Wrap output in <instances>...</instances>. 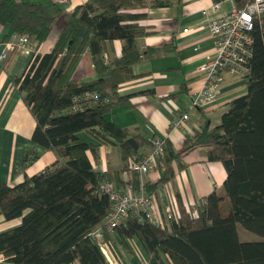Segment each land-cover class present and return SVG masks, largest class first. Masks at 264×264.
Returning <instances> with one entry per match:
<instances>
[{"label": "trees", "instance_id": "obj_1", "mask_svg": "<svg viewBox=\"0 0 264 264\" xmlns=\"http://www.w3.org/2000/svg\"><path fill=\"white\" fill-rule=\"evenodd\" d=\"M166 5L167 0H87L67 16L50 51H35L25 72L15 79L14 86L35 122L31 141L53 152L57 160L40 174L24 176L14 187L0 181V215L7 221L20 220L19 226L0 233V254L7 263L108 264L89 237L103 226L110 211L100 182L117 189L142 186L153 194L173 180V164L184 167L181 155L202 146L208 149L209 162L222 165L226 178L222 190L211 192L197 207L196 217L190 216L176 194L180 218L169 228L128 218L112 233L123 246L136 238L148 264H264V35L258 28L253 32L246 93L228 103L219 126L211 128L206 121L181 152L166 141L155 184H141L135 172H129L127 183L117 172L101 176L87 155L90 152L96 160L97 144L78 138L85 132L98 145L118 144L125 162L139 158V150L152 145L108 117L129 106L132 96H119L117 89L135 78L132 66L156 51L138 49L137 39L149 33L139 24L146 15L135 11ZM52 8L0 0V26H9L17 37L25 36L37 50L50 37L61 13ZM114 41L123 43L120 56L105 62ZM84 50L98 76L89 82L71 77ZM33 160V153H26L21 169ZM237 226L260 240L240 241ZM110 240L114 241L111 233L104 231V241Z\"/></svg>", "mask_w": 264, "mask_h": 264}, {"label": "crops", "instance_id": "obj_2", "mask_svg": "<svg viewBox=\"0 0 264 264\" xmlns=\"http://www.w3.org/2000/svg\"><path fill=\"white\" fill-rule=\"evenodd\" d=\"M16 1L50 5L61 11L50 37L36 50V53L45 54L52 48L73 8L83 5L87 0H66V3H62V0ZM213 2L214 0H167L165 7L135 11L146 15L139 24L149 33L137 39L138 49L145 51L148 48H155L156 51L149 58L132 66L134 79L119 85L117 89L119 96L132 97L129 106L109 115L108 119L111 122L130 131L131 136L142 135L151 141L165 138L175 152H181L186 140H190L206 121L211 128L220 125L221 115L227 110L228 103L246 93V79L225 74L214 103L198 109L189 108L193 94L203 81L199 68L212 55L213 44L205 24L221 14L210 10ZM15 37L9 26H0V181L9 187L22 183L24 176L30 178L51 168L57 160L53 152L31 141L35 122L24 106L14 81L25 72L32 54L23 51L14 54L8 52L7 44L13 43ZM122 45V42L114 41L108 48L105 62L118 58ZM4 54L6 58L2 60ZM71 77L83 82L98 78L92 71L87 50L80 56ZM146 91L153 94L140 95ZM182 112L187 114V121L181 128L173 129L171 127L173 122ZM78 138L86 144H97L96 160L90 152L87 155L91 164H97L101 175L117 172L122 182L127 183L131 180L118 144L98 145L85 132L78 134ZM148 150L149 146L141 148L139 156ZM31 152L34 160L27 169L22 170L23 158L26 153ZM207 152V147L195 146L181 155L179 162L184 166L182 169H177V165L173 164V180L158 186L153 193L161 214L165 213V209L173 200L177 201L176 194H179L187 211H192L200 207L204 198L211 192L222 190L226 178L224 168L218 162H209ZM159 178L160 171L156 168L141 176L140 181L141 184H155ZM19 224V219L7 221L0 215V233ZM111 235L113 243L122 245L114 233ZM128 240L137 244L139 255L147 264L148 256L138 240L136 238ZM114 255L116 256L115 251ZM135 261L131 264H135ZM0 264H9L2 254Z\"/></svg>", "mask_w": 264, "mask_h": 264}, {"label": "built area", "instance_id": "obj_3", "mask_svg": "<svg viewBox=\"0 0 264 264\" xmlns=\"http://www.w3.org/2000/svg\"><path fill=\"white\" fill-rule=\"evenodd\" d=\"M62 3H66V0H62ZM210 10L221 14L205 24L213 44L212 55L199 68V72L203 75V81L200 88L193 94L190 109H198L214 103L217 100L225 74L246 79L254 44L253 32L258 28L264 35V0H214ZM7 51H23L26 54H32L33 57L36 48L35 44L25 36H16L13 43L7 44ZM5 58L4 54L1 59ZM89 97L93 96H85L86 99ZM186 121L187 114L182 112L178 114L171 127L179 129ZM165 146V138L153 140L144 155L126 162L128 172L138 173L141 177L150 170L156 169L157 161L163 157ZM91 165L98 172L97 164ZM99 190L107 195L110 201V211L103 226L97 227L89 237L97 244L108 264L112 263L107 259L105 253L108 244L104 241V231L112 233L128 218H136L139 223L148 221L161 229L167 228L171 222L177 223L180 218L176 200H173L171 205L165 209V213L161 214L156 209L157 202L154 195L146 193L142 186L138 190L132 187L120 190L101 181ZM203 204L204 202L200 204V207ZM188 213L190 216L196 217L197 208L194 211H188ZM193 214L195 215L193 216Z\"/></svg>", "mask_w": 264, "mask_h": 264}, {"label": "rangeland", "instance_id": "obj_4", "mask_svg": "<svg viewBox=\"0 0 264 264\" xmlns=\"http://www.w3.org/2000/svg\"><path fill=\"white\" fill-rule=\"evenodd\" d=\"M156 209H158L157 203H156ZM194 215L195 214H193V216ZM107 233H110V232H107ZM237 233H238L239 240L242 242H252V241L260 240V237H258L257 235L253 233L245 231L241 226H237ZM107 244H108L107 245L108 248L105 250V253L107 255V259L112 264H131V262L135 260H137L135 261V264H146V262H144L145 259H142L141 256L139 255L140 253L138 252V249H137L138 246L137 244H135L134 241L128 240L126 242L127 244L126 248L119 243H113L112 240H110ZM114 251L116 252L117 258L114 255ZM147 264H148V261H147Z\"/></svg>", "mask_w": 264, "mask_h": 264}]
</instances>
